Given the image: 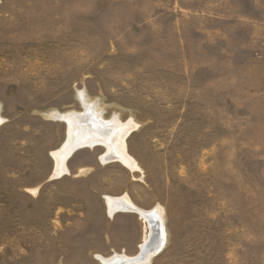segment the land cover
<instances>
[{
	"label": "rangeland",
	"instance_id": "374dc122",
	"mask_svg": "<svg viewBox=\"0 0 264 264\" xmlns=\"http://www.w3.org/2000/svg\"><path fill=\"white\" fill-rule=\"evenodd\" d=\"M80 92L138 170L96 145L52 175ZM0 116V264L137 254L124 194L163 210L147 264H264V0H0Z\"/></svg>",
	"mask_w": 264,
	"mask_h": 264
},
{
	"label": "bare ground",
	"instance_id": "6f19581e",
	"mask_svg": "<svg viewBox=\"0 0 264 264\" xmlns=\"http://www.w3.org/2000/svg\"><path fill=\"white\" fill-rule=\"evenodd\" d=\"M85 111L54 112L53 117L63 120L67 125L66 138L56 150L51 152L54 159L53 176L68 172L67 158L77 149L84 147L104 146L105 151L99 156L102 162L117 160L130 170H138L136 159L129 153L126 138L136 127L133 120L121 122L117 117L104 120L93 103H88L83 92L79 93ZM3 118L0 116V124ZM37 188L30 189L33 193ZM106 212L112 216L118 211L133 212L144 223L147 231L139 244L135 255L113 253L108 257L98 256L101 264H147L166 243V230L163 224V210L156 205L151 209L138 207L131 198L122 196H104Z\"/></svg>",
	"mask_w": 264,
	"mask_h": 264
}]
</instances>
